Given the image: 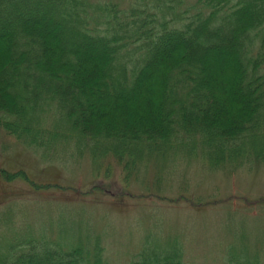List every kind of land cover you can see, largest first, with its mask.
I'll return each mask as SVG.
<instances>
[{"label":"trees","instance_id":"16d2710c","mask_svg":"<svg viewBox=\"0 0 264 264\" xmlns=\"http://www.w3.org/2000/svg\"><path fill=\"white\" fill-rule=\"evenodd\" d=\"M128 5L0 0V130L47 161L89 156L95 174L116 159L126 182L156 168L162 185L178 155L228 175L264 165V0ZM12 212L0 264H108L91 218L63 236ZM137 256L185 264L174 241Z\"/></svg>","mask_w":264,"mask_h":264},{"label":"rangeland","instance_id":"374dc122","mask_svg":"<svg viewBox=\"0 0 264 264\" xmlns=\"http://www.w3.org/2000/svg\"><path fill=\"white\" fill-rule=\"evenodd\" d=\"M114 1L129 7L130 0ZM175 1L178 11L195 6ZM43 158L0 130V169L29 177H0V213L9 206L17 222L63 236L84 234L77 229L91 218L108 264H130L144 245L157 250L167 241L181 248L185 264H264V165L228 175L178 155L158 186L156 168L126 182L113 158L97 174L89 156L76 163L61 154L55 162Z\"/></svg>","mask_w":264,"mask_h":264}]
</instances>
